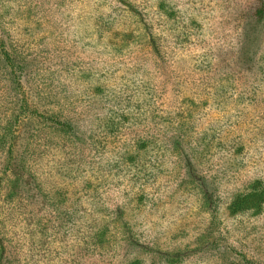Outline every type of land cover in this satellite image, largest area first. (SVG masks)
Segmentation results:
<instances>
[{
  "label": "rangeland",
  "instance_id": "obj_1",
  "mask_svg": "<svg viewBox=\"0 0 264 264\" xmlns=\"http://www.w3.org/2000/svg\"><path fill=\"white\" fill-rule=\"evenodd\" d=\"M250 1L0 0V264H264Z\"/></svg>",
  "mask_w": 264,
  "mask_h": 264
},
{
  "label": "trees",
  "instance_id": "obj_2",
  "mask_svg": "<svg viewBox=\"0 0 264 264\" xmlns=\"http://www.w3.org/2000/svg\"><path fill=\"white\" fill-rule=\"evenodd\" d=\"M245 12L251 17L261 21L264 19V0H251L245 7ZM4 64L8 63V71L6 73L9 80H14L20 84L21 70L15 61L11 58L9 53L2 48V59ZM20 86V85H19ZM65 127L68 124H61ZM10 150V155H11ZM11 160V157H10ZM17 175V174H16ZM264 204V187L261 182H255L248 192L236 195L228 206V211L232 215H236L243 212H252L253 214H259Z\"/></svg>",
  "mask_w": 264,
  "mask_h": 264
}]
</instances>
